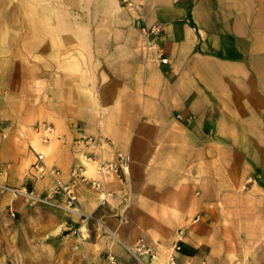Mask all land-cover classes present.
Listing matches in <instances>:
<instances>
[{
    "label": "crops",
    "instance_id": "0c3cea01",
    "mask_svg": "<svg viewBox=\"0 0 264 264\" xmlns=\"http://www.w3.org/2000/svg\"><path fill=\"white\" fill-rule=\"evenodd\" d=\"M135 1L143 21L120 0H0V171L46 194L31 147L65 183L83 164L100 190L77 185L78 208L157 264H264V0ZM118 154L124 175L95 170Z\"/></svg>",
    "mask_w": 264,
    "mask_h": 264
},
{
    "label": "rangeland",
    "instance_id": "374dc122",
    "mask_svg": "<svg viewBox=\"0 0 264 264\" xmlns=\"http://www.w3.org/2000/svg\"><path fill=\"white\" fill-rule=\"evenodd\" d=\"M30 170L34 173L33 166ZM7 195L20 200L24 209H12ZM73 216L52 206L0 195V264H140L98 221H85L80 230L71 227ZM113 242L120 244L119 252L112 248Z\"/></svg>",
    "mask_w": 264,
    "mask_h": 264
},
{
    "label": "built area",
    "instance_id": "2783aa9c",
    "mask_svg": "<svg viewBox=\"0 0 264 264\" xmlns=\"http://www.w3.org/2000/svg\"><path fill=\"white\" fill-rule=\"evenodd\" d=\"M123 6L128 9L129 11L134 13V18L137 21H143V13L141 4L136 2L135 0H120ZM141 31L146 36L145 41V49L147 58H154L160 64H167L168 58L164 56L163 50L157 43V37L160 35L162 28L158 24L147 25L143 24L141 26ZM40 129L43 132L50 133L51 129L48 126L42 125L41 127L37 126L34 128L36 132H39ZM48 137L45 135L42 137V140L45 142ZM94 142L93 138H86L81 139L80 141H76V144H84L88 145ZM101 145H106V142H100ZM31 150L36 155V163L33 165V170L35 175L38 178H44L45 176H52L53 177V185L51 189L45 195L36 194L32 190H28L26 187H15L7 184L5 181V173L0 171V195L9 194L14 198H21L31 204L33 203H40L43 205L52 206L58 209H62L67 213L75 214L79 216L83 221L94 220L98 221L94 215L86 214L82 212L78 206V198L76 194V187L79 184L89 182V186L94 190L99 192L100 185L99 182L96 180H89L88 177L85 175V166L79 165L72 169L70 172V181L65 183L61 176L60 171L57 168L47 169L43 164L44 156L42 153L38 152L34 147H31ZM129 157L118 154L116 159L111 162H104L95 160V170L98 173H109V172H116L121 175H124L128 171L129 167ZM57 197H61V201L57 200ZM106 204V198L102 197L100 199V205ZM99 222V221H98ZM183 230H180L177 234V238L175 244L173 246L174 251H180L181 246L180 242L183 239ZM131 253L134 254L136 259L139 261L140 264H157L158 255L153 251L151 248L147 247L142 241H138L135 248H127ZM136 251V253L133 252ZM146 256L147 260H144ZM168 263L175 264L174 258L169 257Z\"/></svg>",
    "mask_w": 264,
    "mask_h": 264
},
{
    "label": "bare ground",
    "instance_id": "6f19581e",
    "mask_svg": "<svg viewBox=\"0 0 264 264\" xmlns=\"http://www.w3.org/2000/svg\"><path fill=\"white\" fill-rule=\"evenodd\" d=\"M106 230H108L116 239H118L117 235L111 232L107 227H104ZM119 240V239H118ZM127 248V247H126ZM170 264V263H169Z\"/></svg>",
    "mask_w": 264,
    "mask_h": 264
}]
</instances>
